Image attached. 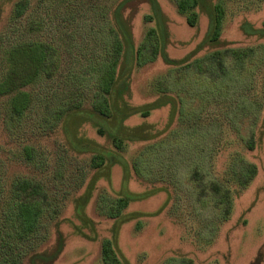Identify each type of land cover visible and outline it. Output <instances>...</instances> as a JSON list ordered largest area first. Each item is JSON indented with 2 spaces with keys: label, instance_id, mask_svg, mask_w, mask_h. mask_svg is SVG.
<instances>
[{
  "label": "trees",
  "instance_id": "1",
  "mask_svg": "<svg viewBox=\"0 0 264 264\" xmlns=\"http://www.w3.org/2000/svg\"><path fill=\"white\" fill-rule=\"evenodd\" d=\"M50 1L55 2L50 3L54 7L63 10L64 18L53 20L39 15L28 22L23 35L4 37L0 34V124L7 134L6 138L18 146L13 155L28 169L35 167L41 171L47 161L44 152L36 147L37 137L49 134L59 124L70 150L79 155L94 152L92 166L95 169L114 164L128 168L122 154L124 148L132 142L154 140L137 155L134 163L136 172L149 174L155 170L164 174L166 166H175L181 180L188 183L196 209L205 216L217 215L218 219L229 217L234 196L252 182L258 166L239 151L228 162L225 170L228 177L216 176L210 170L214 149L209 156L202 151L207 148L205 144L214 140L216 132L213 124L204 128L194 114L205 109L206 102L208 106L214 103V98L225 87L231 91L244 82L248 88L240 75L261 59L259 48L224 47L202 56L192 53L184 59H174L166 52L168 32L158 0H144L150 5L158 28H150L138 46L124 16L134 0H118L110 19L105 11L99 10L98 3L85 7V2L73 3L78 0ZM205 1L176 0V4L179 11L186 15L188 24L194 26L199 16L197 8L205 7ZM28 5L29 0H18L14 4L12 20L18 22ZM207 10L208 30L198 50L209 41H219L222 33L224 5L215 3ZM1 14L0 4V18ZM103 18L106 19L94 20ZM241 29L246 35L264 38V23L258 27L245 20ZM47 30L49 33H46ZM261 48L264 49L263 46ZM158 57L175 68L158 78L159 93L155 99L141 105L132 104L129 97L134 70ZM176 73H182V76L176 77ZM50 81L57 85L51 99L53 102L49 100L50 96L43 93L40 97L43 103L36 105L37 95L32 88ZM262 92L257 102L240 93L231 114L242 143L250 150L255 149L258 142L257 127L264 109V90ZM188 98L198 101L189 104L191 101ZM164 106L170 107L171 121L179 115V120L183 121L181 129L170 130L162 137V131H154L144 123L127 124L128 119L138 113L150 116L153 110ZM87 122L95 126L108 144H99L81 135L80 128ZM3 168L4 162L0 159L2 261L21 264L20 258L28 253L25 256L28 257L27 264H53L64 250L65 236L57 229L55 243L38 249L43 236L40 229L42 218L51 203L44 182L46 179L29 173L17 176L6 186L2 183ZM159 189L161 186L140 195L128 191L115 199L104 195L100 207L103 212L118 219L130 200ZM90 196V191H87L76 199L78 217L83 222L89 221L85 205ZM117 239L116 232L112 238L103 240V264H130L117 250ZM259 255L262 256L261 253ZM171 261L177 263L181 259L173 258Z\"/></svg>",
  "mask_w": 264,
  "mask_h": 264
},
{
  "label": "rangeland",
  "instance_id": "2",
  "mask_svg": "<svg viewBox=\"0 0 264 264\" xmlns=\"http://www.w3.org/2000/svg\"><path fill=\"white\" fill-rule=\"evenodd\" d=\"M17 1L0 0V34L4 37L12 34L23 35L28 22L39 15L53 20H60L65 16L63 10L50 4L55 2L29 0L26 12L15 22L12 20V13ZM78 1L73 3L85 2V7H89L90 3H98L101 8L99 10L105 11L110 19L112 8L118 0ZM158 1L168 32L166 52L171 58L184 59L192 53L202 56L211 50L224 47L259 48L261 59L240 75L248 88L244 82L231 91L225 87L214 98V103L208 106L206 102L205 109L194 114L197 122L204 128L213 124L216 132L211 144H205L207 148L202 150L209 156L214 149L210 170L216 176L228 177L225 174L228 162L239 151L258 166L257 175L252 182L234 196L229 217L218 219L217 215L205 216L196 209L192 204L188 183L181 180L175 166H166L164 174L155 170L149 174L136 172L134 163L137 155L144 147L154 143V140L132 142L124 148L122 154L128 162V168L114 164L108 168L95 169L92 166L94 152L79 155L70 150L60 124L53 131H49V134L37 137L36 147L44 152L47 161L41 171L35 167L28 169L18 161L13 155L18 146L6 138L7 134L0 124V159L4 162L2 183L7 186L17 176L29 173L46 179L44 182L51 203L42 218L40 229L43 236L38 249H45L55 243L57 229L65 236L64 250L53 264H103V240L112 238L116 232V248L130 264H264V109L257 127V146L252 150L242 143L237 124L231 117L240 93L256 102L263 94L264 49L260 47L264 48V38L246 35L241 24L248 20L255 26L263 25L264 0H206L205 7L197 8L199 16L194 26L188 24L186 15L179 11L176 0ZM219 2L225 9L220 40L209 41L198 50L208 30L207 9ZM131 3L124 16L132 29L135 45L138 46L150 28H158V22L146 1L134 0ZM104 19L106 18L94 20ZM46 33H49L48 30ZM172 68L175 67L167 65L160 57L144 66L136 67L132 75L129 101L134 105H141L155 99L159 93L158 78L167 75ZM179 75L182 76V73L175 74L176 77ZM56 86L53 81L34 86L33 93L37 95L35 104L43 103L40 101L43 93L50 96L49 100L53 102L51 99ZM187 100L191 101L189 98ZM196 101L198 100L195 99ZM195 102L191 101L189 104ZM178 116L171 121L170 107L164 106L153 110L150 116L138 113L129 118L127 124L134 126L144 123L154 131H162L161 136L164 137L170 130L183 127V121ZM80 132L83 137L99 144H108L106 138L99 135L91 123H83ZM158 186L161 189L130 200L118 219L109 216L100 207L103 205L104 195L115 199L124 192L142 194ZM87 191L91 193L85 205L89 221L83 222L78 217L76 199ZM1 215L0 211V218ZM27 254L20 258L21 264L28 263V257H25ZM173 258L181 259V262L173 263ZM0 264L9 263L3 262L0 257Z\"/></svg>",
  "mask_w": 264,
  "mask_h": 264
}]
</instances>
